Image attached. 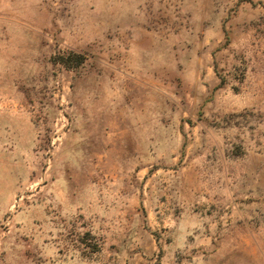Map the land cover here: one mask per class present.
<instances>
[{"label": "rangeland", "instance_id": "rangeland-1", "mask_svg": "<svg viewBox=\"0 0 264 264\" xmlns=\"http://www.w3.org/2000/svg\"><path fill=\"white\" fill-rule=\"evenodd\" d=\"M0 264H264V0H0Z\"/></svg>", "mask_w": 264, "mask_h": 264}]
</instances>
